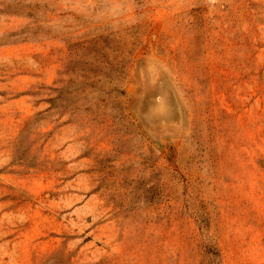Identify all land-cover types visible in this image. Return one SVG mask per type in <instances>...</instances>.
I'll list each match as a JSON object with an SVG mask.
<instances>
[{
    "label": "rangeland",
    "instance_id": "rangeland-1",
    "mask_svg": "<svg viewBox=\"0 0 264 264\" xmlns=\"http://www.w3.org/2000/svg\"><path fill=\"white\" fill-rule=\"evenodd\" d=\"M0 264H264V0H0Z\"/></svg>",
    "mask_w": 264,
    "mask_h": 264
}]
</instances>
